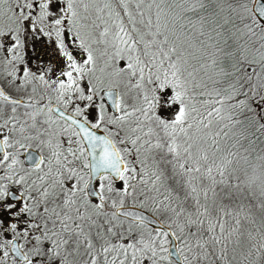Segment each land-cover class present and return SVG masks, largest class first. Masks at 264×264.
Instances as JSON below:
<instances>
[{
  "label": "snow or ice",
  "instance_id": "6c2138e0",
  "mask_svg": "<svg viewBox=\"0 0 264 264\" xmlns=\"http://www.w3.org/2000/svg\"><path fill=\"white\" fill-rule=\"evenodd\" d=\"M0 264H264V0H0Z\"/></svg>",
  "mask_w": 264,
  "mask_h": 264
}]
</instances>
